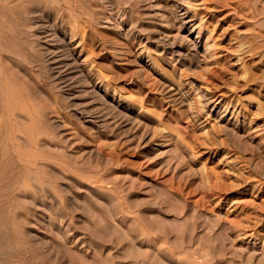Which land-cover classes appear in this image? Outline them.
<instances>
[{
  "label": "rangeland",
  "instance_id": "obj_1",
  "mask_svg": "<svg viewBox=\"0 0 264 264\" xmlns=\"http://www.w3.org/2000/svg\"><path fill=\"white\" fill-rule=\"evenodd\" d=\"M0 264H264V0H0Z\"/></svg>",
  "mask_w": 264,
  "mask_h": 264
},
{
  "label": "bare ground",
  "instance_id": "obj_2",
  "mask_svg": "<svg viewBox=\"0 0 264 264\" xmlns=\"http://www.w3.org/2000/svg\"><path fill=\"white\" fill-rule=\"evenodd\" d=\"M186 79V78H185ZM176 85V84H175ZM177 86V85H176ZM193 220L191 221V224H192V227L193 226H195L196 224H197V221H196V219L195 218H192ZM146 223V222H145ZM190 223V222H189ZM134 231H135V233H136V236H139L140 235V226L138 225L135 229H134ZM181 237V236H180ZM152 239V238H151ZM183 239H184V237H183ZM153 240V239H152ZM152 240H150V241H152ZM153 241H155V240H153ZM152 241V242H153Z\"/></svg>",
  "mask_w": 264,
  "mask_h": 264
}]
</instances>
